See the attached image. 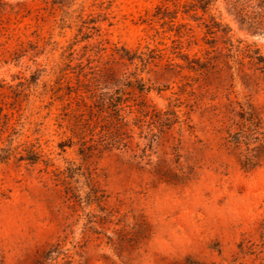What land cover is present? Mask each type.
Returning a JSON list of instances; mask_svg holds the SVG:
<instances>
[{
    "label": "rangeland",
    "instance_id": "1",
    "mask_svg": "<svg viewBox=\"0 0 264 264\" xmlns=\"http://www.w3.org/2000/svg\"><path fill=\"white\" fill-rule=\"evenodd\" d=\"M255 50L264 0H0V264H264Z\"/></svg>",
    "mask_w": 264,
    "mask_h": 264
},
{
    "label": "trees",
    "instance_id": "2",
    "mask_svg": "<svg viewBox=\"0 0 264 264\" xmlns=\"http://www.w3.org/2000/svg\"><path fill=\"white\" fill-rule=\"evenodd\" d=\"M238 13L241 14L240 12ZM252 24L254 25L255 22H252ZM253 54L252 58L257 60L259 64L264 65V57L259 54L258 50H255ZM139 89L143 90L144 86H140ZM235 125L236 131L230 136L229 143L235 149L241 150L239 159L241 168L250 172L264 167V132L262 131V120L253 106L248 104L247 106H242ZM181 179L185 180L187 178L184 176ZM87 186L90 189V193L87 195V204H96L102 209L101 203L105 201L106 197L99 195L91 184L88 183Z\"/></svg>",
    "mask_w": 264,
    "mask_h": 264
}]
</instances>
